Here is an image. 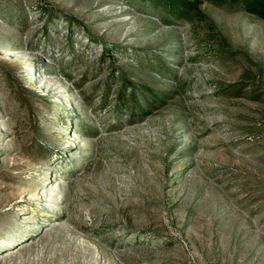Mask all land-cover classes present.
<instances>
[{
  "label": "rangeland",
  "instance_id": "1",
  "mask_svg": "<svg viewBox=\"0 0 264 264\" xmlns=\"http://www.w3.org/2000/svg\"><path fill=\"white\" fill-rule=\"evenodd\" d=\"M249 1L0 0V264H264Z\"/></svg>",
  "mask_w": 264,
  "mask_h": 264
},
{
  "label": "trees",
  "instance_id": "2",
  "mask_svg": "<svg viewBox=\"0 0 264 264\" xmlns=\"http://www.w3.org/2000/svg\"><path fill=\"white\" fill-rule=\"evenodd\" d=\"M170 2H173V0H170ZM248 6L252 11L257 12L261 14L262 16H264V0H250L248 3Z\"/></svg>",
  "mask_w": 264,
  "mask_h": 264
},
{
  "label": "bare ground",
  "instance_id": "3",
  "mask_svg": "<svg viewBox=\"0 0 264 264\" xmlns=\"http://www.w3.org/2000/svg\"><path fill=\"white\" fill-rule=\"evenodd\" d=\"M9 251H10L12 254H14V253L16 252V251H12V250H9ZM12 254H11V255H12ZM6 255H7V254H6ZM6 255H4V256H6Z\"/></svg>",
  "mask_w": 264,
  "mask_h": 264
}]
</instances>
